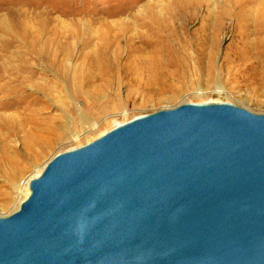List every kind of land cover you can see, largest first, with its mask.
Here are the masks:
<instances>
[{"label":"water","instance_id":"1","mask_svg":"<svg viewBox=\"0 0 264 264\" xmlns=\"http://www.w3.org/2000/svg\"><path fill=\"white\" fill-rule=\"evenodd\" d=\"M0 264H264V115L187 103L54 157Z\"/></svg>","mask_w":264,"mask_h":264},{"label":"rangeland","instance_id":"2","mask_svg":"<svg viewBox=\"0 0 264 264\" xmlns=\"http://www.w3.org/2000/svg\"><path fill=\"white\" fill-rule=\"evenodd\" d=\"M171 5L176 9L165 13ZM149 11L165 20L171 36L163 41V57L142 50L159 35L157 25L139 29ZM53 53L71 54L63 64L67 76L52 68L57 60L46 57ZM81 54L105 61L77 89L72 75ZM25 66L49 78L58 74L60 96L27 92L66 128L22 158L16 177L5 151L15 137L5 142L0 132V216L18 211L29 182L54 157L137 117L187 103H228L264 115V0H0V67ZM17 103L4 102L1 122L24 119L22 106L11 108Z\"/></svg>","mask_w":264,"mask_h":264},{"label":"bare ground","instance_id":"3","mask_svg":"<svg viewBox=\"0 0 264 264\" xmlns=\"http://www.w3.org/2000/svg\"><path fill=\"white\" fill-rule=\"evenodd\" d=\"M175 9L176 7L171 5V7L168 6L166 8V11L164 10V12L169 13L170 10H175ZM244 19L246 18L244 17ZM163 21L165 20H162L160 17H158L156 12L149 11L148 17L145 20V22L142 24L139 22V29L140 28L143 29L146 26L149 28V25L153 24V26L157 25L155 33L159 31V35L155 36V40L152 43L147 44L146 48L142 49L143 52L149 49L152 50V53L154 55L158 57H163L164 55L163 41L164 39L171 38V36L165 33L167 28V23L165 24L163 23ZM158 24L160 25L158 26ZM138 33L139 32L137 30V34ZM138 37L140 39V36ZM167 49L168 46L166 50ZM158 52L162 54H158ZM80 57L85 59L83 63L80 64L81 66H79L76 69L77 71L72 75L74 86L77 87V89L83 86V80L86 81L87 76L84 77V75H89L90 77L91 76L90 72H92V69L95 66L101 64L102 60L105 61V58L102 56L96 58V60L93 58V56L87 57L86 55L83 54H81ZM46 58H53L57 60L56 62L51 64L52 68L53 67L56 68L57 66L56 70L58 71V74H60L61 77L67 76L66 72L68 71L63 64L68 58H71L70 53H65L62 55L53 53V55L51 54ZM25 67L24 68L15 67L11 69L7 67H2V68L0 67V111L4 110V108L6 107L4 102H6L7 99L15 98L18 103L16 105H12L11 108L13 107L19 108L22 106L23 108L22 111H24V113L28 112V114L24 117L22 121L18 119V116L17 117L14 116V118L12 117L13 120H11V122L8 121L7 118L8 116L6 117L7 122L0 121V130H1L0 132L2 131L4 132L2 133H3V140L5 142H7L12 137H15V144L20 139H21L20 141H22L21 142L22 146H20L19 148L22 147L23 152L22 151L19 152L15 144L14 145L12 144L11 146L8 147L5 144V149H6L5 151L7 154L6 160H7V164L11 169L10 171L12 172L13 177H16L17 174L19 173V167L22 164L23 159L27 158V156H32L33 152H36L43 146H47L48 144H50L53 140V137H55L56 134L59 133L58 130L62 133V131L65 130L66 128V124L63 123L61 116L58 115L46 116L47 107L41 102H39V99H37L35 95L28 94L27 92V90L30 89L37 94L44 93L45 96L46 94H48L51 97H54L55 95L60 96L62 94V91L60 89L61 86L59 87L58 86L59 83L54 81L55 77L58 74L55 75L54 78H49L42 74L41 75L35 74L30 66H25ZM38 80H40V82H37ZM57 80L59 79L57 78ZM62 98L63 95L61 96V99ZM59 100L60 98L58 99V101ZM42 115L45 117H43ZM1 116L2 115L0 114V119L3 120ZM57 124L59 125V127L56 126Z\"/></svg>","mask_w":264,"mask_h":264}]
</instances>
